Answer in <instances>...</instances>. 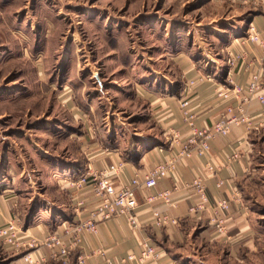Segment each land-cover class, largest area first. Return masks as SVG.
Returning <instances> with one entry per match:
<instances>
[{
  "label": "rangeland",
  "instance_id": "rangeland-1",
  "mask_svg": "<svg viewBox=\"0 0 264 264\" xmlns=\"http://www.w3.org/2000/svg\"><path fill=\"white\" fill-rule=\"evenodd\" d=\"M242 4L0 0V177L17 194L11 217L18 218L24 244L14 249L0 239V264H24L25 255L33 256L44 247L43 239L23 231L24 217L32 207L41 213L58 207L72 213L70 183L78 178L71 175L89 172L85 167L94 143L107 147L112 141L129 148L152 128L146 93L168 91L170 85L185 82L182 57L205 73L222 69L221 35L236 28ZM250 170L241 196L257 227L255 244L242 250L227 243L194 249L204 255V264H264L260 142ZM31 240L37 246L28 248L25 242ZM41 264L62 263L49 258Z\"/></svg>",
  "mask_w": 264,
  "mask_h": 264
},
{
  "label": "crops",
  "instance_id": "crops-1",
  "mask_svg": "<svg viewBox=\"0 0 264 264\" xmlns=\"http://www.w3.org/2000/svg\"><path fill=\"white\" fill-rule=\"evenodd\" d=\"M238 8L240 14L236 28L221 35L225 43V58L220 66L222 69H217L216 72L204 69L207 70L205 73L197 69L187 57H182L181 78L185 82L170 85L168 91L164 89L163 92L146 93L148 118L153 122L152 128L136 137L137 141L129 148H122L112 141H106L107 147L93 144L95 147L91 150L85 170H100L108 165L122 163V183H127L134 174L142 180L158 163L178 160L174 171L159 180L154 188L136 191V226L125 216L97 222L96 231L82 233L79 243L71 249L68 257L71 264H77L78 257L82 258L81 264H106L108 260L116 262L128 254L136 253L144 240H149L164 252L167 264H204V255L199 256L194 249H202L206 245L220 246L227 243L231 248L240 250L254 246L258 231L250 210L242 203L241 192L251 175L253 151L259 142L264 146V107L252 100L246 107L249 129L244 125H232L227 135L217 136L210 142L209 150L204 155L193 154L188 158H177L181 144L190 133V126L180 106L183 100L187 102L184 109L191 116L192 124L200 129L209 127L225 112L227 106L234 105L216 96L221 88L230 87L231 84L245 86L258 70L262 73L260 83L264 85V65L261 66L258 62L257 47L241 40L249 23L258 31H264V0H249ZM236 54L241 55V58L229 64V58ZM189 80L194 81L190 86ZM168 135L176 137L175 140L167 142L165 137ZM233 154L238 157L233 158ZM207 164L214 169L209 171ZM83 175L84 172L73 174L71 178L75 180ZM195 178L201 181L207 196L205 210L199 215L188 213L189 206L199 201V195L190 186ZM0 179L2 224L13 215L11 203L17 194L10 190V185L3 180L4 176ZM219 181L222 184L217 187ZM165 189L171 190L172 206L162 202L146 203L145 198L150 193ZM83 191L79 194L71 191L74 207L68 215L60 209L62 207H58L56 211L47 208L44 213H41L40 208L34 210L32 207L24 217L25 234L44 239L54 233L70 241L73 225L87 218L95 202L92 195H89L90 186H85ZM221 199L228 201L226 209L214 207ZM78 202H81L80 206L75 207ZM153 211L177 219V225H153ZM217 220L223 222V233L217 231ZM32 253L34 257L49 260V250L46 247ZM18 259L19 257L16 260Z\"/></svg>",
  "mask_w": 264,
  "mask_h": 264
},
{
  "label": "built area",
  "instance_id": "built-area-1",
  "mask_svg": "<svg viewBox=\"0 0 264 264\" xmlns=\"http://www.w3.org/2000/svg\"><path fill=\"white\" fill-rule=\"evenodd\" d=\"M233 2H248L249 0H231ZM242 41H247L255 45L259 51L258 62L264 65V31H258L252 23H249L243 33ZM241 55L236 54L229 58L228 63L233 64L240 59ZM261 71L258 70L252 76L250 81L245 85L231 84L230 87L221 88L217 91L216 96L224 101L234 103L226 107L225 112L222 113L209 126L204 128H196L192 124L191 116L188 115L184 109L187 102L183 100L180 103L183 108V114L190 126V133L185 142L181 144V149L177 158H188L191 155L202 156L208 150L210 142L217 136H225L229 133L232 125H244L249 129V117L246 107L252 101L256 100L264 107V85H261ZM176 137L168 135L165 137L167 142H173ZM233 158H237V154H233ZM176 160L165 161L153 166L145 175L144 179L140 180L137 174L133 175L127 183H122L120 175L122 173L123 164L108 165L104 169L90 170L88 173L79 177L77 181H72L70 186L73 192H76L79 187L91 186L94 202L93 208L88 212L85 220H79L72 227V234H70V241L64 239L63 236L53 234L45 237L41 244L49 250V258L56 260L62 264H67L71 249L80 241L82 233H94L96 231V224L99 221L110 220L114 217L125 216L129 222L136 226L135 209L138 206L136 200V191L138 189H152L158 181L165 178L169 172L174 171ZM209 171L213 170V166L207 164ZM221 181L217 182V187H220ZM196 193L199 195V201L192 203L188 208V213L199 215L205 210L207 204V196L205 194L204 186L198 178L191 181ZM146 203L152 204L155 202H162L168 206H172L171 190L165 189L154 193H150L145 198ZM81 202L77 203V207ZM216 209H226L228 201L221 199L216 202ZM78 212V210H76ZM152 224L157 227L175 226L177 219L170 217L165 213L158 211L152 212ZM222 221L217 220V231L222 233ZM21 232L18 224V218L12 216L3 225H0V239L4 243L12 246L14 249L23 247L20 243L23 239L19 236ZM68 234V232H67ZM28 248L37 246L35 240L25 242ZM11 244V245H10ZM24 264H41L46 261L44 257L34 258L31 254L23 257ZM82 263V258H77V264ZM106 264H167V259L164 252L149 240H144L136 253L128 254L119 261L108 260Z\"/></svg>",
  "mask_w": 264,
  "mask_h": 264
}]
</instances>
